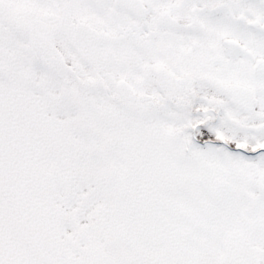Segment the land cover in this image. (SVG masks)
<instances>
[{
    "label": "snow or ice",
    "instance_id": "6c2138e0",
    "mask_svg": "<svg viewBox=\"0 0 264 264\" xmlns=\"http://www.w3.org/2000/svg\"><path fill=\"white\" fill-rule=\"evenodd\" d=\"M0 264H264V0H0Z\"/></svg>",
    "mask_w": 264,
    "mask_h": 264
}]
</instances>
